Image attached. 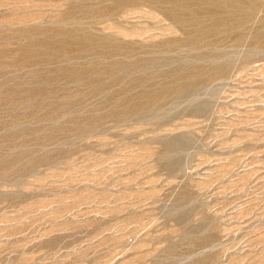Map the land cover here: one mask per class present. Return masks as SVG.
I'll return each instance as SVG.
<instances>
[{"label": "rangeland", "instance_id": "374dc122", "mask_svg": "<svg viewBox=\"0 0 264 264\" xmlns=\"http://www.w3.org/2000/svg\"><path fill=\"white\" fill-rule=\"evenodd\" d=\"M0 264H264V0H0Z\"/></svg>", "mask_w": 264, "mask_h": 264}]
</instances>
